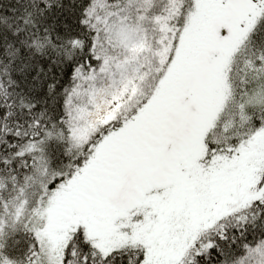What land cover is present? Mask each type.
Returning a JSON list of instances; mask_svg holds the SVG:
<instances>
[{"label": "snow or ice", "instance_id": "snow-or-ice-1", "mask_svg": "<svg viewBox=\"0 0 264 264\" xmlns=\"http://www.w3.org/2000/svg\"><path fill=\"white\" fill-rule=\"evenodd\" d=\"M0 264H264V0H0Z\"/></svg>", "mask_w": 264, "mask_h": 264}]
</instances>
